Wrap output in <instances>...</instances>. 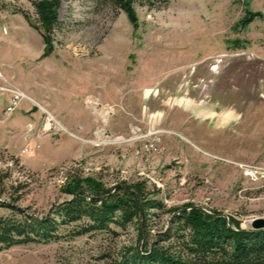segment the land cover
Returning a JSON list of instances; mask_svg holds the SVG:
<instances>
[{"label": "rangeland", "instance_id": "1", "mask_svg": "<svg viewBox=\"0 0 264 264\" xmlns=\"http://www.w3.org/2000/svg\"><path fill=\"white\" fill-rule=\"evenodd\" d=\"M31 2L0 0V69L27 98L0 126V201L19 197L42 216L77 174L109 187L143 182L166 210L217 211L242 229L264 219V179L247 175L264 171V0L138 1L135 27L101 1L61 0L47 57L16 13L34 23ZM248 13L259 16L236 25ZM131 237L15 246L0 264L85 262Z\"/></svg>", "mask_w": 264, "mask_h": 264}, {"label": "trees", "instance_id": "2", "mask_svg": "<svg viewBox=\"0 0 264 264\" xmlns=\"http://www.w3.org/2000/svg\"><path fill=\"white\" fill-rule=\"evenodd\" d=\"M97 1L123 11L134 27L135 2H157L159 7L168 3ZM31 6L34 23L25 12L16 13L38 31L44 45L42 56L47 57L54 51L61 0H32ZM257 16L248 13L236 25L246 27ZM60 192L66 199L42 216L16 206L19 197L0 201V207L9 211L8 216L0 217V251L99 234L114 241L122 234H132L128 244L105 250L85 262L65 264H264V229H242L233 217L217 211L207 214L192 205L166 210L143 182L109 187L101 179L73 174L60 186ZM162 214L169 220L156 230V220Z\"/></svg>", "mask_w": 264, "mask_h": 264}, {"label": "built area", "instance_id": "3", "mask_svg": "<svg viewBox=\"0 0 264 264\" xmlns=\"http://www.w3.org/2000/svg\"><path fill=\"white\" fill-rule=\"evenodd\" d=\"M0 93H6L8 96L5 106L2 108L1 111V116H0V126H1L3 119L12 115L19 107L20 103L27 98L24 95V93H22L20 90H17L15 88H10L5 85L4 76L1 69H0ZM47 115L48 118H45L43 130L49 132L54 128L53 124L55 121L52 119L51 116H49L50 114ZM247 175H249L250 178L255 180L264 179V171L261 172L256 169H250L249 171H247Z\"/></svg>", "mask_w": 264, "mask_h": 264}, {"label": "water", "instance_id": "4", "mask_svg": "<svg viewBox=\"0 0 264 264\" xmlns=\"http://www.w3.org/2000/svg\"><path fill=\"white\" fill-rule=\"evenodd\" d=\"M250 229L252 230H263L264 219H255L251 222Z\"/></svg>", "mask_w": 264, "mask_h": 264}, {"label": "crops", "instance_id": "5", "mask_svg": "<svg viewBox=\"0 0 264 264\" xmlns=\"http://www.w3.org/2000/svg\"><path fill=\"white\" fill-rule=\"evenodd\" d=\"M0 99H1V96H0ZM2 101V100H1ZM1 111H2V108L0 107V116H1ZM5 121V119H3V122ZM2 122V124H3Z\"/></svg>", "mask_w": 264, "mask_h": 264}, {"label": "bare ground", "instance_id": "6", "mask_svg": "<svg viewBox=\"0 0 264 264\" xmlns=\"http://www.w3.org/2000/svg\"><path fill=\"white\" fill-rule=\"evenodd\" d=\"M109 113V112H108Z\"/></svg>", "mask_w": 264, "mask_h": 264}]
</instances>
